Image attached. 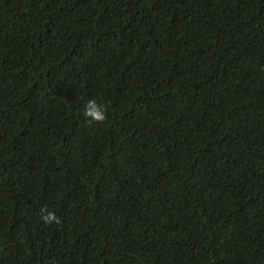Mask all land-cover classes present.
I'll list each match as a JSON object with an SVG mask.
<instances>
[{
	"label": "trees",
	"instance_id": "1",
	"mask_svg": "<svg viewBox=\"0 0 264 264\" xmlns=\"http://www.w3.org/2000/svg\"><path fill=\"white\" fill-rule=\"evenodd\" d=\"M0 264H264V0H0Z\"/></svg>",
	"mask_w": 264,
	"mask_h": 264
},
{
	"label": "clouds",
	"instance_id": "2",
	"mask_svg": "<svg viewBox=\"0 0 264 264\" xmlns=\"http://www.w3.org/2000/svg\"><path fill=\"white\" fill-rule=\"evenodd\" d=\"M85 115L90 118L89 122L102 121L105 118L102 106H98L94 100L88 102ZM53 219L54 216L51 213L44 217L45 222H50Z\"/></svg>",
	"mask_w": 264,
	"mask_h": 264
}]
</instances>
